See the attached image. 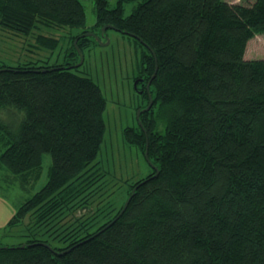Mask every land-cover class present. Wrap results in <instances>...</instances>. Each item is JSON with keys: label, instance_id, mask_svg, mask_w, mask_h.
<instances>
[{"label": "trees", "instance_id": "16d2710c", "mask_svg": "<svg viewBox=\"0 0 264 264\" xmlns=\"http://www.w3.org/2000/svg\"><path fill=\"white\" fill-rule=\"evenodd\" d=\"M127 2L137 4L124 15ZM95 11L88 28L80 0H0L6 29L84 27L64 63L0 64V140L8 144L0 164L26 182L39 177L44 153L53 160L48 182L10 224L35 209L46 225L79 213L57 234L64 245L32 233L19 245H0V264H264V58L245 59L248 41L264 33V0H118L114 7L95 0ZM105 26L142 48L138 108L150 95L153 105L124 137L146 160L147 151L158 174L150 165L93 228L104 210L83 212L95 195L87 191L99 176L90 171L105 137L107 100L78 64L84 48L107 35Z\"/></svg>", "mask_w": 264, "mask_h": 264}, {"label": "rangeland", "instance_id": "374dc122", "mask_svg": "<svg viewBox=\"0 0 264 264\" xmlns=\"http://www.w3.org/2000/svg\"><path fill=\"white\" fill-rule=\"evenodd\" d=\"M86 10V27L96 22L95 0H80ZM118 0H109L111 7ZM234 3L251 4L256 0H227ZM136 2L124 5V15L132 12ZM84 27H55L40 25L29 34L3 28L0 25V64L17 65L27 62L64 63L71 47V37L80 33ZM52 37L59 40L57 46L43 45L39 37ZM109 40L108 43L106 41ZM141 46L129 35L116 29H108L89 47L84 48V60L80 74L91 77L99 84L107 100L104 119L105 137L90 173H98V179L87 191L91 192L93 201L85 217L104 210L97 218V224L106 220L105 215L112 207L124 203L130 185L150 172V164L139 147L129 144L124 137L127 127H137L138 108L143 100L135 90L134 76L137 72ZM264 58V33L251 38L246 47L245 59ZM8 144L0 140V155ZM52 155L44 153L39 177L23 182L21 176L0 164V245L16 246L35 233L37 238L46 239L54 246L64 245L57 234L70 228L79 213L67 211L59 217L38 223L35 210L21 222L11 225L14 215L21 205L48 182L52 166ZM93 230V229H92Z\"/></svg>", "mask_w": 264, "mask_h": 264}, {"label": "water", "instance_id": "95a60500", "mask_svg": "<svg viewBox=\"0 0 264 264\" xmlns=\"http://www.w3.org/2000/svg\"><path fill=\"white\" fill-rule=\"evenodd\" d=\"M112 27H113V26H112ZM106 30H107V26L103 27V31H106ZM98 39H99V38H98ZM108 42H109V40L106 41V43H108ZM83 60H84V56H83V54L81 53V61H80V63H79L78 65H80V64L83 62ZM156 72H157V67H156V70H155V72H154L152 78H154V76L156 75ZM137 84H138V80L135 81V87H136V88H137ZM150 84H151V80H150V81L148 82V84H147V89H148V90H149V86H150ZM152 105H153V100H151V95H150V102H149V104L147 105V107H145V108H143V109L140 108V109L138 110L137 117L140 118V114H141L142 112H144V111H149ZM140 124H141V122H140ZM146 158H147V161L149 162V164L151 165V167H152L154 170H156V174H155V175H157V174H158V169H157V167H156V166H155V165L149 160L147 151H146ZM129 200H130V199H128V200L125 202V204H124V208L121 210V212H120L119 215L123 214V212L125 211L126 207L128 206Z\"/></svg>", "mask_w": 264, "mask_h": 264}]
</instances>
